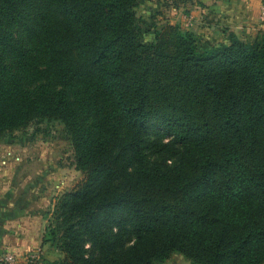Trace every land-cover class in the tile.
I'll use <instances>...</instances> for the list:
<instances>
[{
	"label": "trees",
	"instance_id": "obj_1",
	"mask_svg": "<svg viewBox=\"0 0 264 264\" xmlns=\"http://www.w3.org/2000/svg\"><path fill=\"white\" fill-rule=\"evenodd\" d=\"M139 4L0 0V139L59 120L83 173L55 207L63 258L45 264H154L173 248L194 264H264V30L201 50L165 23L145 41ZM252 197L259 212L231 209Z\"/></svg>",
	"mask_w": 264,
	"mask_h": 264
},
{
	"label": "rangeland",
	"instance_id": "obj_2",
	"mask_svg": "<svg viewBox=\"0 0 264 264\" xmlns=\"http://www.w3.org/2000/svg\"><path fill=\"white\" fill-rule=\"evenodd\" d=\"M147 5L144 0H140L137 15L144 29V40L152 41L155 31L164 25L160 22L170 18L167 11L158 7L156 9H160V16L156 17L159 14L156 11L154 18L159 20H154ZM187 11L190 10H182L171 17L174 20L172 24L188 30L183 20ZM14 33L36 57L37 65L43 66V46L40 41L30 37L20 23H15ZM256 34L243 38L252 39ZM207 35L209 38L205 37ZM228 35L227 32L226 40ZM195 36L201 50L222 42L213 28H208L204 33L199 30ZM54 86L65 88L57 81L51 82V87ZM66 89L72 97L78 91L75 84L67 85ZM193 153L196 157L204 155L202 144L196 145ZM75 158L71 136L59 120L37 121L0 139V264H8L5 256L9 253L16 257L17 264H45V260L53 262L63 258L58 241L53 239V231L58 229L56 226L61 220L56 218L55 207L60 196L71 190L83 177V173L76 168ZM232 206L231 209L239 213L262 210L260 202L253 197L248 202ZM62 227L61 223L59 234L62 233ZM21 245L25 247L23 252L20 250ZM260 249L264 250V245ZM170 253L168 259L157 260L154 264H194L175 248Z\"/></svg>",
	"mask_w": 264,
	"mask_h": 264
},
{
	"label": "crops",
	"instance_id": "obj_3",
	"mask_svg": "<svg viewBox=\"0 0 264 264\" xmlns=\"http://www.w3.org/2000/svg\"><path fill=\"white\" fill-rule=\"evenodd\" d=\"M148 5V12L152 17L161 8L168 13L170 19L162 20L160 23H173L175 14L187 11L183 20L187 29L195 34L201 30L205 32L213 28L221 41L226 40V33L232 31L240 37L251 36L259 30H264V0H144ZM175 3V4H173ZM173 4V5H170ZM170 8L166 10V7ZM180 5V6H179ZM155 10V11H153ZM159 14L156 15L158 18ZM178 17V16H177ZM154 20H159L154 18ZM207 27V28H206ZM206 35V34H204ZM209 38V36H205ZM21 252L24 246H20ZM1 250V248H0Z\"/></svg>",
	"mask_w": 264,
	"mask_h": 264
},
{
	"label": "built area",
	"instance_id": "obj_4",
	"mask_svg": "<svg viewBox=\"0 0 264 264\" xmlns=\"http://www.w3.org/2000/svg\"><path fill=\"white\" fill-rule=\"evenodd\" d=\"M5 260L8 264H17L16 257L13 254H7Z\"/></svg>",
	"mask_w": 264,
	"mask_h": 264
}]
</instances>
